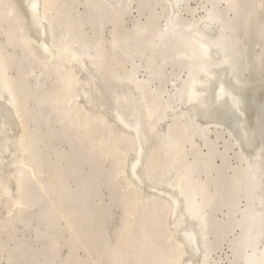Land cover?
<instances>
[{
  "label": "bare ground",
  "instance_id": "bare-ground-1",
  "mask_svg": "<svg viewBox=\"0 0 264 264\" xmlns=\"http://www.w3.org/2000/svg\"><path fill=\"white\" fill-rule=\"evenodd\" d=\"M140 1L84 0L87 12L81 15L91 19L76 15L70 21L72 0H0V207L8 213L0 218V257L6 253L8 264H30L39 255L25 252L31 249L20 242L8 249L18 225L27 229L36 222L46 228L39 236L53 241L57 253L62 221L76 240L90 234L94 213L86 197L93 190L91 180L99 177L97 165L105 162L111 164L112 184L123 192L120 205L114 202L124 213V224L117 243L107 249L110 264H215L214 255L238 228L243 233L232 240L230 263L264 264V158L238 168L228 181L227 161L210 138L215 133L223 139V133L199 122L224 110L227 118L237 116L235 129L250 128L249 119L243 121L248 99L242 61L248 53L241 33H250L264 3L204 0V13L197 15L191 0H143L148 8L162 10L165 26L155 31L150 15L144 24L134 20L132 36L124 35L121 25ZM210 18L214 25L207 23ZM86 25L93 28V37L82 32ZM110 25L106 40L102 34ZM197 34L211 49L207 59L197 52ZM17 53L20 58L14 57ZM168 69L175 71H170L172 92L165 87ZM227 99L237 108H230ZM44 126L48 143L67 147L55 164L45 160L39 147L38 131ZM198 140L208 155H201ZM218 157L224 159L220 167ZM85 164L92 170L89 184L69 188ZM225 210L228 220L220 221L218 214ZM24 255H32L26 257L30 263L23 262Z\"/></svg>",
  "mask_w": 264,
  "mask_h": 264
},
{
  "label": "rangeland",
  "instance_id": "rangeland-1",
  "mask_svg": "<svg viewBox=\"0 0 264 264\" xmlns=\"http://www.w3.org/2000/svg\"><path fill=\"white\" fill-rule=\"evenodd\" d=\"M72 1H74V2H72L71 3L72 5L69 6V11L72 8V15L70 14L71 15L70 16L71 17L70 21H72L73 19L77 18L78 16H76V15H81V14L83 15L85 13V11H86V8L83 5L84 0H72ZM204 2H205L204 0H191L189 5H191V8L194 7V8L197 9V13H199L197 15H202L204 13V10L202 9V7L204 6ZM256 3H257V5L261 4V3L263 4L264 0H256ZM225 4L226 3H224L222 5V8H224L226 6ZM132 5L133 6H131V11H130L131 15L129 14L130 15L129 18L127 16L126 20L121 25V30L123 31L122 33L124 35L126 34V35H129V36H132L133 27L135 26V24H133V23L139 22L141 24H144V23H146L149 20L150 15H152L151 16V21L153 19V23L155 25V31L159 28V26L160 27L165 26V24H166V22H165L166 21L165 20L166 19V15L163 14L162 10L159 7L156 6V8L158 10H156V9L152 10L153 8H148L149 5L146 2H143V0H142V2L140 1L139 3L135 2ZM153 5L154 4H152L150 6L151 7H155ZM137 8L139 10H142V12H143L142 14L143 15L138 11ZM149 11L151 13H153L154 15L151 14ZM69 13H71V12H69ZM181 15H183L184 18L192 19L190 14L188 15L186 12H183V13L181 12ZM81 16H79V17H81ZM83 16H82L81 20H90L91 19V18H89L90 16L88 17V15H87L88 19H83V18H86V17H83ZM158 17L161 18V19H159ZM134 20H135V22H133ZM256 20H258V22ZM256 20H253V24H251V26H250V33L247 34V36H246V33L243 32L244 35L241 33L243 44L244 45L246 44L245 52L248 53L247 57L245 58L247 61L246 60L242 61V64L244 65V66H242L243 70L245 69V72H247V73H245L247 76L245 75L244 76L245 78L243 80L245 81L244 83L246 84V87H247V99H248V101H247L246 98H245V102L248 105V107L246 108L247 116L244 117L246 119H244L243 121L246 122V120L249 119L247 125L251 124L250 126L248 125L250 128H248V130H245L244 132H241V129H238L239 127L237 125L238 119L235 120V118H237V116H235L234 114L233 115L232 114L229 115L230 113H228L229 117L232 118V116H233L232 119L230 118L231 121L233 122V120H234L236 122L235 125H233L234 122L231 123V121L229 120V117L227 118V116H226L227 112L224 113V110L222 112L218 110L219 111L218 114H215L218 111H216V110H215L216 112L213 111V113H214L213 118L208 117V115L211 114V113H208V114L205 113L207 116L205 115V117H201L203 119H200V117L197 119V120L200 119L199 122H200L201 125H206V123H207V124L212 125L213 129H216V127H218L219 130L222 131L223 139H218L217 135L215 133L211 134L210 138L212 139V141L216 140V142H217L216 151H217L218 156L222 155L221 157H223L225 159L224 162L227 161L226 164L228 166V169H227V172H226V177H227L228 181H229V179L232 180L233 178H235L234 176H235L236 170L238 168H243L242 166L248 167L249 163L259 161L261 156H263V158H264V154H263L264 153V148H263L264 147L263 146L264 145V111H263L264 110V105H263L264 104V63L261 60L262 58L264 59V44L262 45V43H264V39H263V36H264L263 35L264 34V9L261 10L258 13ZM252 25H253V27H252ZM84 27L85 28H83L82 32H84L86 37L87 38L91 37V36L93 37V32H94V31H92L93 28L91 26H89V25H86ZM90 29H92V30H90ZM111 30H112V26L111 25L104 29L102 35L103 36L105 35L104 37L106 38V40H109L111 38V36H110V31ZM129 30H130V32H129ZM1 38H0V41L4 42V40H3L4 37H1ZM14 57L15 58H20L18 53L15 54ZM16 61H19V59H17ZM259 61L260 62L262 61V62L260 63ZM246 68H248L249 72L247 71ZM170 71H171L170 69H168V71H167V72H169V73H167V74H169V76L167 77L169 80L167 79V83H166L165 87H166L167 91H171L172 92L174 89H173V83L171 82V80L172 79L174 80V77L171 76V75H173V73H175V71L174 72L171 71L172 74H171ZM141 75H143V74H141ZM141 77H143V76H141ZM182 77H184V75H182ZM250 85H252V87ZM154 86H156V85H154ZM224 101L230 106V108H232V109H236L237 108L235 105H232L228 101V99H227V101L226 100H224ZM240 101H242V98H239V101H237L238 106H239L238 102H240ZM31 106H33V104ZM262 108H263V110H262ZM199 115L202 116V115H204V113L199 114ZM211 115H209V116H211ZM215 115H216V117H214ZM209 118H211V119H209ZM202 121L204 123H202ZM205 121H206V123H205ZM229 121H230V123H229ZM208 122H210V123H208ZM210 125H206V126H210ZM216 125H218V126H216ZM234 126L238 127V128L235 129ZM232 127L235 130H233ZM40 129H39L40 132L38 131V134L42 137V141H41L39 147H40L41 150L44 151L42 154H43L44 157L46 156L45 160L49 164H55L56 162H59L58 159H57L58 156L63 155L64 152H65L64 154H67L66 153L67 152L66 151L67 147H65V145L62 144V143L60 144L59 141H58V143L56 142L54 144L48 143L49 141L47 140V138L49 137V135L47 133V130H46L45 126L41 127ZM246 131H248V133H250V134H248ZM251 131H252V133H251ZM46 134H47V136H46ZM251 134L253 136L252 138L250 137ZM236 135H237V137L238 136L239 137L237 138ZM241 135H242V139H241ZM243 136H244V138H243ZM231 139H232V141H231ZM226 140H227V142H226ZM245 140H248L250 142L247 141V143H246ZM244 141H245V143H244ZM201 142H202L201 140H198V143H200L201 148H203L202 150L200 149L201 155L202 156H204L205 154L208 155L209 154L208 148H204L203 145L201 144ZM230 143L231 144L234 143L233 145L236 144V147L234 149H231L230 152L227 153L226 148H227V145L230 144ZM237 144H240V145L237 146ZM243 144H244V146H243ZM50 149H52V150H50ZM252 150H253V153H252ZM254 150L255 151L257 150V153H255ZM243 151H245V152H243ZM258 153H260V154H258ZM50 154H52L54 156H52ZM50 156H52V157H50ZM225 156H226V158H225ZM244 156H246V157H244ZM53 157H55V158H53ZM221 157H218V158L222 159V160L217 159L216 160L217 163L215 162L217 167H220V166H222V164H224V162H223L224 159L221 158ZM248 158H250V159H248ZM49 159H51L52 161L49 160ZM241 159L244 160L245 162H242ZM250 161H252V162H250ZM108 163L109 162H105V163L99 164V166L97 165V170H99L98 171L99 172V177H97L98 179L96 178L95 180H91V181L94 182L92 184L93 190L90 193V195L86 197V199H88V208H89L90 211H93V213H94L93 214L94 223H93V225H88L87 226V228H88L87 230H88V232L90 234H87L86 238H83L82 241L76 240L77 238L74 237V236L72 238V236H70V234L68 233V230L65 229V224L62 221L61 222V226H59V227H61V230H59L60 231L59 232L60 236H59V238L57 240V243L59 244L60 248L58 250L59 252L57 253V252H55V250H56L55 249V243L53 241H50V239L48 237L47 238H45V237L42 238L41 236H39V235H42V232L46 231V228H44L43 226L37 225L36 222H33L29 226V228H27V229H25L22 225L16 226L17 228H15L13 230L14 232H12L14 240L12 239V241L9 242L8 247H9V245L12 247L16 243L20 242L21 244H23V246L25 245L28 250H29V248L31 249L30 251H25V252H28L29 254H31L30 252H32L33 254L39 253V255H36L37 257L36 256L31 257L32 255H30V256L29 255H26V256L24 255L25 259L23 260V262L27 261L28 263H30L29 260L27 259V258L30 259V257L32 259H34L33 262L31 260L30 264H73V263L74 264H76V263L77 264H82V263L86 264V262H87V264H96V263L97 264H102V263L110 264V262L108 260V257H107V254H106L107 253V249H109L112 246L110 244L114 245V244L117 243L116 241H118V237L120 236L119 233H121V230L123 228L122 225L124 224V213L122 212L121 209H120L121 210L120 211L119 209L116 208L118 206V204L120 205V197L122 196L123 192L120 190L119 186H117V185L114 186L112 184V182H111L112 180L109 177L110 176L109 175L110 174V170H111V164L109 163V165H108ZM61 165L65 169H67L66 171H68V170L72 171V168H69L70 166H68L66 168V163L63 162ZM100 166H102V168H100ZM79 174H80V176L79 175L76 176L77 178L73 177L69 181V183H68L69 184V188L72 187L74 190H80L81 185L84 183V181L86 182V180H87V185L89 184L88 182H90V181H88V179H89V177L92 176V170H91L90 165H87V164L82 165L81 169H79ZM102 174H103V177H102ZM201 178L202 179H206L207 175H204V176L202 175ZM82 179H84V180L82 181ZM263 189H264V187H263ZM113 196H115L114 198H117V199L112 198ZM99 199H100V201H99ZM117 200H119L118 201L119 203L116 202ZM114 202H116L117 206L115 205ZM113 203H114V205H113ZM237 205H239V204H237ZM240 205H241V209L244 210L246 208V206H247V202L245 200H243L242 204L240 203ZM105 206L107 207L106 209H105ZM237 209H240V207H238ZM103 214H104V216H103ZM226 214H227V210L220 212L218 214L219 220L220 221L222 220V221L226 222L228 220ZM7 215H8V213H7L6 209H3L2 207H0V218L1 217L2 218H6V217H8ZM112 216H114L113 220H112ZM239 217H240V215L237 216V218H239ZM241 217H242V215H241ZM237 218L235 220H237ZM107 221H110V222H107ZM110 225L111 226L113 225L114 227H111ZM89 227H91V228H89ZM107 227H108V229H107ZM116 227H118V228H116ZM240 233H243V232L241 231L240 228H238V229H236L235 233L230 234L231 236L227 239L228 241H226L224 243L223 247L220 249V251L214 255V257H213L214 261L213 262H215V264H231L230 262H231V259L233 258L232 240H235L236 238H238L241 235ZM36 235H38V236H36ZM1 238H2V240L5 239L4 237H1ZM36 239H37V241H36ZM43 240H45V241H43ZM75 241H76V243H75ZM79 243H80L81 247L77 246ZM97 245H100V246L97 247ZM238 245H235V247L238 248L239 247ZM11 247H9L8 249H10ZM53 247H54V249H53ZM261 248L264 250V245H262ZM79 249H81V250H79ZM24 254H26V253H24ZM72 254H73V256H72ZM6 257H7L6 253L3 256L0 257V264H2V263L3 264H8ZM68 257H70V259ZM66 258H68V259H66ZM103 259H106V261L103 260ZM102 260H103V262H102ZM93 261L95 263H93ZM22 264H24V263H22Z\"/></svg>",
  "mask_w": 264,
  "mask_h": 264
},
{
  "label": "water",
  "instance_id": "water-1",
  "mask_svg": "<svg viewBox=\"0 0 264 264\" xmlns=\"http://www.w3.org/2000/svg\"><path fill=\"white\" fill-rule=\"evenodd\" d=\"M207 22V21H206ZM208 24L210 23H213V25L216 23L215 21H213L211 18L210 19H208V22H207ZM220 26V24H218V27ZM196 28H198V27H196ZM194 43L197 45L196 46V49H197V52L199 53V55H200V58H202V59H207L208 58V53H209V51L211 50L207 45H206V38H205V36H203V35H199V34H197L196 35V37H195V40H194ZM202 48V51H201V48ZM213 50H221V51H223L224 49L222 48V46H220V47H217V46H213ZM225 67H227V66H224V67H219V68H217V70L215 69V68H213V70H215V71H220V70H222L223 68H225ZM210 79H212V78H210ZM211 82H214V80H211ZM211 89V88H210ZM211 92V91H210ZM210 92L208 93V95L210 94ZM210 96H212V95H210ZM209 98V97H208ZM201 107V109H202V106H200ZM204 110L206 109V108H203ZM192 224L193 222H191V220H189V224ZM198 235H199V237H201V239H202V234L201 233H198ZM202 242V241H201Z\"/></svg>",
  "mask_w": 264,
  "mask_h": 264
}]
</instances>
